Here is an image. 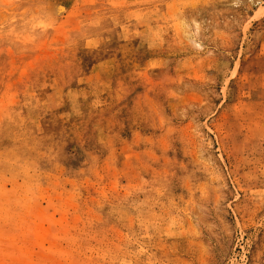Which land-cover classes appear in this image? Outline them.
<instances>
[{"label":"rangeland","instance_id":"1","mask_svg":"<svg viewBox=\"0 0 264 264\" xmlns=\"http://www.w3.org/2000/svg\"><path fill=\"white\" fill-rule=\"evenodd\" d=\"M0 264H264V0H0Z\"/></svg>","mask_w":264,"mask_h":264}]
</instances>
